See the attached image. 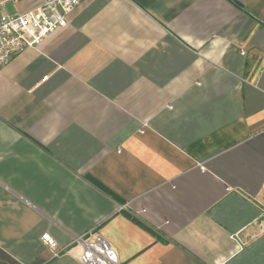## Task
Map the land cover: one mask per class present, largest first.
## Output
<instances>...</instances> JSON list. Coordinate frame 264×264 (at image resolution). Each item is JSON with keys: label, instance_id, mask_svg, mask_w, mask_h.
<instances>
[{"label": "crops", "instance_id": "obj_1", "mask_svg": "<svg viewBox=\"0 0 264 264\" xmlns=\"http://www.w3.org/2000/svg\"><path fill=\"white\" fill-rule=\"evenodd\" d=\"M263 210L264 0H86L0 71V264H240Z\"/></svg>", "mask_w": 264, "mask_h": 264}, {"label": "built area", "instance_id": "obj_2", "mask_svg": "<svg viewBox=\"0 0 264 264\" xmlns=\"http://www.w3.org/2000/svg\"><path fill=\"white\" fill-rule=\"evenodd\" d=\"M31 0H0V71L12 59L28 48L39 45L56 29L67 24V15L86 0H35L33 8L23 12L8 13L10 4L20 5ZM259 235L264 234V210L258 220ZM240 250L248 244L239 233L233 237ZM43 243L54 251L58 244L50 234L42 236ZM74 243L84 245L83 264H120L112 245L101 236L87 241L85 236L75 237Z\"/></svg>", "mask_w": 264, "mask_h": 264}, {"label": "trees", "instance_id": "obj_3", "mask_svg": "<svg viewBox=\"0 0 264 264\" xmlns=\"http://www.w3.org/2000/svg\"><path fill=\"white\" fill-rule=\"evenodd\" d=\"M96 185L101 190L105 191L101 185H98L97 183H96ZM262 236H260V237H262ZM258 248H259V246H257V245L254 247L253 246L252 247L245 246L243 249L240 250V253L236 258L240 259L239 260L240 264L263 263L264 262V251L261 252V250H259Z\"/></svg>", "mask_w": 264, "mask_h": 264}, {"label": "rangeland", "instance_id": "obj_4", "mask_svg": "<svg viewBox=\"0 0 264 264\" xmlns=\"http://www.w3.org/2000/svg\"><path fill=\"white\" fill-rule=\"evenodd\" d=\"M33 4H32V1L25 2V3L17 5V6L14 5V4H10V5L7 6V12L11 13V14L14 13V12H23V11H26V10H28L30 8H33L34 7Z\"/></svg>", "mask_w": 264, "mask_h": 264}]
</instances>
